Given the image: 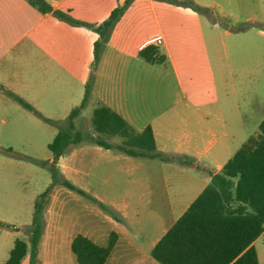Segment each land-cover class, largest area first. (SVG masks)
<instances>
[{"label":"crops","instance_id":"crops-1","mask_svg":"<svg viewBox=\"0 0 264 264\" xmlns=\"http://www.w3.org/2000/svg\"><path fill=\"white\" fill-rule=\"evenodd\" d=\"M46 1L90 24L103 23L128 2L97 65L93 97L79 116L100 102L139 132L151 127L157 152L175 159L134 158L91 143L71 145L56 163L50 152L44 160L122 221L56 184L35 264H79L72 252L76 236L107 246L112 234L117 242L105 264H159L153 248L264 120V27L233 30L240 23L262 25L264 0H193L210 13L181 4L185 0ZM99 38L95 29L41 13L28 0H0V85L44 117L64 120L84 100ZM150 44L166 55L163 64L139 56ZM21 107L0 87L4 123L14 111L27 110ZM39 120L53 140L57 127ZM48 173L22 209L12 203L15 218L2 219L13 227L1 250L8 257L16 239H29L35 201L53 183ZM253 246L263 264L264 232ZM32 260L29 250L22 264Z\"/></svg>","mask_w":264,"mask_h":264},{"label":"trees","instance_id":"trees-1","mask_svg":"<svg viewBox=\"0 0 264 264\" xmlns=\"http://www.w3.org/2000/svg\"><path fill=\"white\" fill-rule=\"evenodd\" d=\"M177 2L176 0H170ZM41 13H52L60 20L74 26L93 28L99 33L95 44V58L86 85L85 97L81 105L64 120L44 117L32 104L19 95L0 87L22 107L33 112L45 122L57 127L58 132L48 144V150L56 163L61 154L73 144L91 143L124 153L134 158H159L173 160L157 152L154 133L151 127L139 132L111 108L102 103L93 110L92 126L96 134L90 135L77 130L75 119L93 97V82L97 65L101 59L112 31L124 13L127 4L116 8L110 17L101 24H90L75 19L71 13L54 9L46 0H28ZM181 4L199 13H210V9L185 0ZM229 26L231 22L228 21ZM260 24H241L234 27L237 32ZM139 56L152 65L163 64L166 55L157 44H150L139 51ZM13 152L12 149H7ZM35 164L48 166L53 183L40 194L34 205L33 221L28 241L18 238L4 264H22L31 251L32 264H35L39 244L44 232L45 208L52 188L61 184L93 202L99 204L114 218L122 219L111 209L99 203L88 193L65 180L54 163L48 160L29 158ZM188 163V161H183ZM0 227L12 225L0 221ZM264 232V120L258 133L251 135L240 149L228 160L220 173L214 175L210 184L202 191L183 216L167 231L156 244L151 256L159 264H260L253 243ZM117 242V236H110L107 246H99L85 236L78 235L72 242V252L79 264H105ZM264 264V263H263Z\"/></svg>","mask_w":264,"mask_h":264},{"label":"rangeland","instance_id":"rangeland-1","mask_svg":"<svg viewBox=\"0 0 264 264\" xmlns=\"http://www.w3.org/2000/svg\"><path fill=\"white\" fill-rule=\"evenodd\" d=\"M225 46V43L221 44L222 49ZM263 57L261 43V65H264ZM94 106L97 107L98 103L95 102ZM92 114L93 109L86 110L83 116L75 119L77 130L90 135L96 134L92 126ZM34 117L35 115L27 110L20 113L14 111L4 123L2 119L6 116L0 114V221L3 218H15L11 213L12 203L22 209L27 194L39 190L44 180L49 177L48 166H46L48 170H42L36 168L29 160L36 157L44 161L45 156L50 154L47 142L53 138V135L47 132V124ZM7 149H12L13 152ZM11 229L13 227L9 229L0 227V264L8 258V253L5 251L2 253L1 250L10 240L7 238V232Z\"/></svg>","mask_w":264,"mask_h":264},{"label":"built area","instance_id":"built-area-1","mask_svg":"<svg viewBox=\"0 0 264 264\" xmlns=\"http://www.w3.org/2000/svg\"><path fill=\"white\" fill-rule=\"evenodd\" d=\"M158 44H161V41L160 40L158 41Z\"/></svg>","mask_w":264,"mask_h":264}]
</instances>
